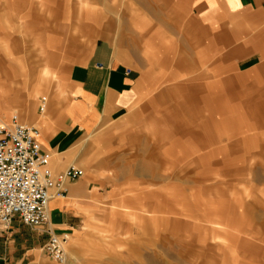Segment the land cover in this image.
<instances>
[{
  "label": "rangeland",
  "instance_id": "374dc122",
  "mask_svg": "<svg viewBox=\"0 0 264 264\" xmlns=\"http://www.w3.org/2000/svg\"><path fill=\"white\" fill-rule=\"evenodd\" d=\"M108 4L0 0V100L20 99L5 122L18 114L26 123L22 108L29 103L36 115L43 112L44 99L57 94L55 78L66 81L96 38L91 9L105 26ZM45 69L51 78L36 92ZM229 99L242 110L224 127L207 110L188 111L179 94L163 97L164 110L179 107L158 114L163 127L120 121L102 131L107 141L93 160L104 165L95 176L100 194L79 235L68 240L71 264H264V120L248 111L258 97ZM195 100L203 108L204 97ZM175 118L179 132L170 126ZM143 162L156 178L126 174Z\"/></svg>",
  "mask_w": 264,
  "mask_h": 264
},
{
  "label": "crops",
  "instance_id": "0c3cea01",
  "mask_svg": "<svg viewBox=\"0 0 264 264\" xmlns=\"http://www.w3.org/2000/svg\"><path fill=\"white\" fill-rule=\"evenodd\" d=\"M108 3L105 26L91 9L90 18L98 25L96 38L66 81L55 78L57 94L45 100L43 112L36 115L33 103L25 107L27 114L22 108L26 124L41 129L40 140L51 154L53 174L72 167L84 174L66 181L63 195L55 194L57 187L52 190L47 224L27 225L19 216L8 227L0 224V264H50L43 250L49 230L69 238L79 235L100 194L95 176L104 165L93 160L107 141L102 131L120 121L163 127L164 117L158 114L179 111L178 105L164 110V96H186L188 111L211 112V120L216 118L219 127L242 110L228 96H256L259 100L248 111L264 120V0ZM4 63L0 60L1 70ZM50 72L43 71L34 91L50 80ZM196 96L204 97L202 105L207 108L193 106ZM19 100L18 95L5 104L0 100V121L7 119ZM178 122L175 118L170 126L179 132ZM131 172L157 176L144 162L136 170H126ZM145 212L154 218L152 211ZM66 252L69 257L64 264L73 263L74 254Z\"/></svg>",
  "mask_w": 264,
  "mask_h": 264
},
{
  "label": "built area",
  "instance_id": "2783aa9c",
  "mask_svg": "<svg viewBox=\"0 0 264 264\" xmlns=\"http://www.w3.org/2000/svg\"><path fill=\"white\" fill-rule=\"evenodd\" d=\"M45 99L42 103L44 109ZM41 129L24 123L18 114L10 121H0V224L8 227L13 218L31 226L49 221L52 197L63 195L65 182L83 176L72 167L58 175L50 168L51 154L43 149ZM57 187L54 194L52 190ZM68 234L49 230L43 250L49 258L64 264L67 261Z\"/></svg>",
  "mask_w": 264,
  "mask_h": 264
},
{
  "label": "bare ground",
  "instance_id": "6f19581e",
  "mask_svg": "<svg viewBox=\"0 0 264 264\" xmlns=\"http://www.w3.org/2000/svg\"><path fill=\"white\" fill-rule=\"evenodd\" d=\"M66 263V262H65Z\"/></svg>",
  "mask_w": 264,
  "mask_h": 264
}]
</instances>
